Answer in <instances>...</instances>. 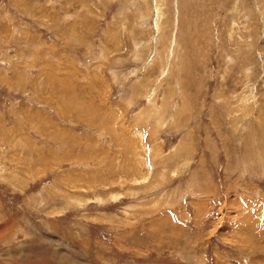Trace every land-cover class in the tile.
I'll return each instance as SVG.
<instances>
[{"label":"rangeland","instance_id":"374dc122","mask_svg":"<svg viewBox=\"0 0 264 264\" xmlns=\"http://www.w3.org/2000/svg\"><path fill=\"white\" fill-rule=\"evenodd\" d=\"M0 264H264V0H0Z\"/></svg>","mask_w":264,"mask_h":264},{"label":"bare ground","instance_id":"6f19581e","mask_svg":"<svg viewBox=\"0 0 264 264\" xmlns=\"http://www.w3.org/2000/svg\"><path fill=\"white\" fill-rule=\"evenodd\" d=\"M156 2H158V1H156ZM155 5V4H154ZM160 9H158V11H159ZM161 17V14H159L158 12H157V15H156V19H155V21H154V25L153 26H155V28H156V30L158 31L159 29H160V26H159V18ZM154 20V19H153ZM156 31V32H157ZM155 59V58H154ZM154 90V89H153ZM154 92H155V90L153 91V93H150V94H148L147 95V97H148V99H147V101L148 102H150V101H152V99H153V95H154ZM147 175H148V173H144V174H142V175H140L139 176V178H134V181L135 182H142V181H144V179H146V177H147Z\"/></svg>","mask_w":264,"mask_h":264}]
</instances>
